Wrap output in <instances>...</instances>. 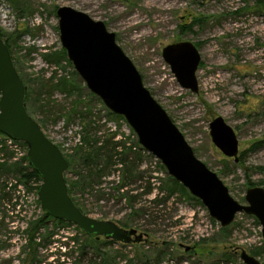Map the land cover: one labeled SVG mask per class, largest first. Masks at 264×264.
Returning <instances> with one entry per match:
<instances>
[{
  "label": "rangeland",
  "instance_id": "374dc122",
  "mask_svg": "<svg viewBox=\"0 0 264 264\" xmlns=\"http://www.w3.org/2000/svg\"><path fill=\"white\" fill-rule=\"evenodd\" d=\"M60 7L104 23L195 156L221 179L235 201L244 204L249 185L256 187L264 180V0H0V37L25 86L26 112L66 155L90 120L100 127V137L115 133L126 146H133L137 138L122 117L110 113L85 88L67 59L55 13ZM178 42L192 43L201 57L197 94L182 89L162 59V49ZM59 81L65 82L64 89L55 90ZM216 117L236 134L238 163L223 156L211 142L209 123ZM256 142H261L258 148L249 150ZM14 148L15 159L26 156L25 145ZM142 160L143 168L155 165ZM155 170L153 176L162 178L157 164ZM108 187L103 182L98 187L102 190L98 202L87 194L84 211L97 220L124 222L129 210L106 195L111 192ZM18 190L15 206L0 201V264L29 263L24 229L43 213L36 194H25L22 187ZM164 210L160 212L163 220L149 227L154 237L148 240L173 242L171 251L181 255L183 247H191L195 255L187 257L192 262L206 264L218 259L221 251L234 253L239 260L244 251L264 264V240L254 217L238 214L222 232L199 201L172 200ZM170 215L172 219L166 220ZM143 224L141 220L134 224L137 234L144 232L135 225ZM46 230L41 235L52 230L60 243L74 235L70 228L55 230L50 223ZM60 243L38 249L39 257L46 258L44 264H80L77 252L59 248Z\"/></svg>",
  "mask_w": 264,
  "mask_h": 264
},
{
  "label": "water",
  "instance_id": "95a60500",
  "mask_svg": "<svg viewBox=\"0 0 264 264\" xmlns=\"http://www.w3.org/2000/svg\"><path fill=\"white\" fill-rule=\"evenodd\" d=\"M55 13L61 47L76 74L110 113L125 120L142 150L197 199L221 228L229 227L236 215L245 214L258 221L264 240V188H248L244 204L235 201L221 179L195 156L104 23L69 7H60ZM161 56L179 86L197 94L196 72L201 61L197 48L190 42H178L164 47ZM24 100L25 86L0 37V134L25 145L28 163L41 180L37 199L42 212L72 224L87 236L123 245L146 241V236L137 234L134 228L124 229L112 221L97 220L75 206L64 177L68 163L28 115ZM209 136L223 156L239 162L236 134L221 117L209 123ZM183 250L189 252L192 248ZM239 260L242 264H263L244 251Z\"/></svg>",
  "mask_w": 264,
  "mask_h": 264
},
{
  "label": "trees",
  "instance_id": "16d2710c",
  "mask_svg": "<svg viewBox=\"0 0 264 264\" xmlns=\"http://www.w3.org/2000/svg\"><path fill=\"white\" fill-rule=\"evenodd\" d=\"M64 83L59 81L53 88L55 90L64 89ZM99 129L100 127L95 124L94 120H90L86 126H83V135L79 138L75 148L70 154L64 155L68 163L64 175L68 194L83 214L89 216L88 210L85 212L83 208L84 197L88 194L94 198L95 202H98L100 191H102L98 187L103 182V185H108V190L111 191L110 194L106 195L111 196L117 202L124 203L126 209L129 210L125 221L117 222V224L122 228L130 229L141 220L144 223L143 226L137 227L135 225V228L143 231L147 237L153 238L154 234L148 232L149 227L156 225L157 221L163 220L160 212L172 200H192L198 203L197 199L190 196L178 182L166 174L158 161L142 150L137 141L134 142L135 146L134 144L133 146H126L125 141L116 139L115 133H108L103 137L98 136ZM1 137L0 192L3 194L0 201L15 206L17 201L15 193L20 192L18 188L22 187L25 194L33 192L37 195L41 180L39 175L31 169L26 156L17 159L14 157L16 150L14 146L24 145L10 141L2 134H0ZM259 144L261 142L254 143L249 150H256ZM241 155L243 156L244 153ZM142 159L154 161L155 165L149 163L143 168L144 161ZM156 164L163 172L162 178L153 176L156 172ZM110 176L115 177V180L108 182L107 179ZM259 186L264 188V180L259 182ZM251 187L253 185H249L248 188ZM151 196H153L152 199L150 198L147 202L143 201L146 197ZM139 203H143L141 208H137ZM158 208L162 210H156ZM169 219H172L171 215L166 220ZM48 223L55 230L70 228L74 235L61 243L53 238L55 234L52 230L47 235H41V230L47 231ZM172 225L176 226L177 220H174ZM220 230L226 232L227 228ZM24 234L26 236L24 248L29 251V263L27 264H44L46 258L39 257L38 249L47 248L57 242L60 243L59 248L63 246L64 249L67 248L72 253L77 252L78 263L80 264H163L165 261L168 264H203L199 260L192 262L188 258L195 255L191 251L184 252L182 255L173 253L171 251V248H175L173 242L158 243L155 240L147 239L139 244L113 243L110 240L87 236L72 224L63 220H55L44 212L37 221L27 223ZM199 253L203 255V252L197 254ZM57 264H65V262L62 261ZM206 264L242 263L234 253L221 251L218 259Z\"/></svg>",
  "mask_w": 264,
  "mask_h": 264
},
{
  "label": "flooded vegetation",
  "instance_id": "af4514ba",
  "mask_svg": "<svg viewBox=\"0 0 264 264\" xmlns=\"http://www.w3.org/2000/svg\"><path fill=\"white\" fill-rule=\"evenodd\" d=\"M125 229V228H124ZM129 229V228H128ZM131 229V228H130ZM143 234V236H146V235H144V233H142ZM146 239H147V236H146ZM145 242V241H144ZM143 243V242H142Z\"/></svg>",
  "mask_w": 264,
  "mask_h": 264
},
{
  "label": "built area",
  "instance_id": "2783aa9c",
  "mask_svg": "<svg viewBox=\"0 0 264 264\" xmlns=\"http://www.w3.org/2000/svg\"><path fill=\"white\" fill-rule=\"evenodd\" d=\"M10 143V142H9Z\"/></svg>",
  "mask_w": 264,
  "mask_h": 264
}]
</instances>
